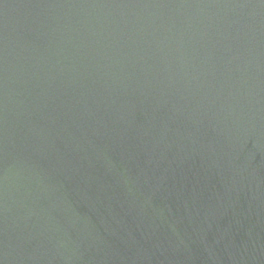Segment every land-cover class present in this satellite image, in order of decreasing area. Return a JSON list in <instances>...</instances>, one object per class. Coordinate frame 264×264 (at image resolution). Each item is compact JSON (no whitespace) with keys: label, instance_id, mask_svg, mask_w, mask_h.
I'll list each match as a JSON object with an SVG mask.
<instances>
[{"label":"water","instance_id":"obj_1","mask_svg":"<svg viewBox=\"0 0 264 264\" xmlns=\"http://www.w3.org/2000/svg\"><path fill=\"white\" fill-rule=\"evenodd\" d=\"M0 264H264V0H0Z\"/></svg>","mask_w":264,"mask_h":264}]
</instances>
